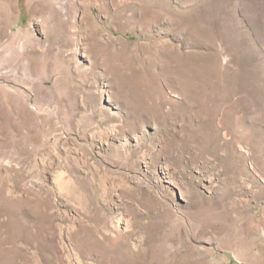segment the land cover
Segmentation results:
<instances>
[{
	"label": "rangeland",
	"instance_id": "obj_1",
	"mask_svg": "<svg viewBox=\"0 0 264 264\" xmlns=\"http://www.w3.org/2000/svg\"><path fill=\"white\" fill-rule=\"evenodd\" d=\"M0 188V264H264V0H0Z\"/></svg>",
	"mask_w": 264,
	"mask_h": 264
},
{
	"label": "bare ground",
	"instance_id": "obj_2",
	"mask_svg": "<svg viewBox=\"0 0 264 264\" xmlns=\"http://www.w3.org/2000/svg\"><path fill=\"white\" fill-rule=\"evenodd\" d=\"M1 192H2V191H1V188H0V201H4V199H3L4 197L1 195ZM2 210H4V209H2ZM4 211H5V210H4ZM42 213H43V212H42ZM2 214H3V213H2ZM8 214H9V213H8ZM47 216H48V215H47ZM44 217H45V216H44ZM44 217H43V218H44ZM9 218H10V217H9ZM13 237H14V236H13ZM48 239H49V238H48ZM47 241H48V240H47ZM49 242H50V241H49ZM38 247H39V246H38ZM46 247H47V246H46ZM44 252H45V251H44ZM29 254H30V253H29ZM23 255H24V254H23ZM41 256H42V255H41ZM44 256H45V254H44ZM44 256H43V257H44ZM45 257H46V256H45ZM39 258H40V257H39ZM43 259H44V258H43ZM66 259H67V258H66ZM40 260H41V259H40ZM24 261H25V260H24ZM28 262H29V260H28ZM44 262H45V260H44ZM52 262H53V260H52ZM52 262H51V263H52ZM58 262H59V261H58ZM23 263H24V262H23ZM42 263H43V262H42ZM51 263H50V260H49V262H48L47 264H51ZM53 263H55V262H53ZM25 264H27L26 261H25ZM28 264H29V263H28ZM31 264H32V263H31Z\"/></svg>",
	"mask_w": 264,
	"mask_h": 264
}]
</instances>
